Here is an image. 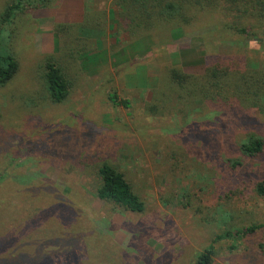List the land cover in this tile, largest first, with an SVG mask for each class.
Returning a JSON list of instances; mask_svg holds the SVG:
<instances>
[{
    "label": "rangeland",
    "instance_id": "374dc122",
    "mask_svg": "<svg viewBox=\"0 0 264 264\" xmlns=\"http://www.w3.org/2000/svg\"><path fill=\"white\" fill-rule=\"evenodd\" d=\"M69 4L26 6L6 24L19 66L0 87V264H195L211 244L213 264H264V228L238 233L264 223V148L239 150L264 138V102L227 108L169 75L220 58L262 68L264 29H226L248 25L221 7L186 25L138 8L136 27L123 0H83L78 16ZM48 56L70 84L62 102L47 97ZM102 163L141 212L97 197Z\"/></svg>",
    "mask_w": 264,
    "mask_h": 264
},
{
    "label": "trees",
    "instance_id": "16d2710c",
    "mask_svg": "<svg viewBox=\"0 0 264 264\" xmlns=\"http://www.w3.org/2000/svg\"><path fill=\"white\" fill-rule=\"evenodd\" d=\"M58 0H12L7 2L0 13V87L7 84L18 71V61L13 55L8 45L10 31L6 24L26 6H38L54 3ZM127 9L134 19L142 18L137 15L136 9L150 15L158 9L160 20H169L176 17L181 24H189L197 14L196 8H222L227 15H232L233 19L245 21L247 27H240V23L224 25L226 29H236L242 33L250 34V29H264V0H123ZM154 1L152 9L148 10V2ZM225 3V6H224ZM140 5V7H137ZM226 7V8H225ZM225 8V9H224ZM122 15V14H121ZM137 17V18H136ZM119 21H123L120 16ZM142 20L136 22V27L142 26ZM135 22V21H133ZM149 22V21H148ZM151 22L146 26H151ZM62 26L58 25L57 29ZM140 30V29H139ZM169 75L173 83L181 88L185 86L197 87L203 98L217 101L227 108L242 106H259L264 102V64L262 68L257 62H250L247 67H239L229 64V60L222 58L210 64L203 75H191L184 73L181 69L173 67L169 70ZM43 82L47 92V97L51 102H62L69 92V81L53 56H48L44 61ZM196 90V89H195ZM193 93V91H191ZM113 98V97H112ZM236 102V103H235ZM126 103V102H125ZM263 110V109H260ZM264 148V138L260 135L250 134L239 142V150L243 155L255 156ZM99 184L96 188V195L100 199L110 201L116 206L133 212H141L144 208L143 201L133 190L131 184L125 179L122 172L109 163H102L97 169ZM255 191L264 196V181H260L255 186ZM257 228H264V223L245 226L238 233L246 234L253 232ZM237 233V234H238ZM215 240V239H214ZM215 250L213 245H209L201 250L196 257L195 264H213Z\"/></svg>",
    "mask_w": 264,
    "mask_h": 264
},
{
    "label": "crops",
    "instance_id": "0c3cea01",
    "mask_svg": "<svg viewBox=\"0 0 264 264\" xmlns=\"http://www.w3.org/2000/svg\"><path fill=\"white\" fill-rule=\"evenodd\" d=\"M82 4H83V0H70L69 7H73V8H71V10H72L71 12L73 15L78 16L76 14H78L79 11H81ZM75 6H77V7L74 8Z\"/></svg>",
    "mask_w": 264,
    "mask_h": 264
}]
</instances>
